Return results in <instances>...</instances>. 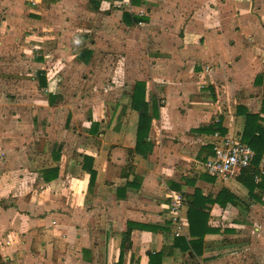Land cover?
I'll use <instances>...</instances> for the list:
<instances>
[{
  "label": "crops",
  "instance_id": "1",
  "mask_svg": "<svg viewBox=\"0 0 264 264\" xmlns=\"http://www.w3.org/2000/svg\"><path fill=\"white\" fill-rule=\"evenodd\" d=\"M0 10L35 48V102L0 108V264H264V146L244 171L203 167L221 138L264 144V0Z\"/></svg>",
  "mask_w": 264,
  "mask_h": 264
},
{
  "label": "rangeland",
  "instance_id": "2",
  "mask_svg": "<svg viewBox=\"0 0 264 264\" xmlns=\"http://www.w3.org/2000/svg\"><path fill=\"white\" fill-rule=\"evenodd\" d=\"M5 14L4 10H0V108L7 106L9 109L18 104L25 106L35 102L32 100L35 94V48L30 39V45L20 49L27 41L24 31L29 26L25 27L24 22H12V18ZM11 26L12 31H8ZM13 30L23 31L21 37L17 38Z\"/></svg>",
  "mask_w": 264,
  "mask_h": 264
},
{
  "label": "built area",
  "instance_id": "3",
  "mask_svg": "<svg viewBox=\"0 0 264 264\" xmlns=\"http://www.w3.org/2000/svg\"><path fill=\"white\" fill-rule=\"evenodd\" d=\"M254 152L243 142L224 137L213 142V154L203 162L205 170L214 175H231L250 166ZM184 205V196L172 192L169 196V212L172 224H180V211ZM176 233H179L177 230Z\"/></svg>",
  "mask_w": 264,
  "mask_h": 264
},
{
  "label": "trees",
  "instance_id": "4",
  "mask_svg": "<svg viewBox=\"0 0 264 264\" xmlns=\"http://www.w3.org/2000/svg\"><path fill=\"white\" fill-rule=\"evenodd\" d=\"M139 88L137 87V90L135 91V94L137 92L140 93V91L138 92ZM138 109V108H137ZM144 120H147V124L144 123ZM248 120V119H247ZM250 120V119H249ZM247 121L246 123V128L250 127L251 126V123L250 121ZM150 119L149 117H146V116H140V119H139V124H138V137L140 138V136H142V134H144V132H146L147 130V127L149 126L150 124ZM243 141H245L254 151H256V154H260L261 151L263 150V146L264 144L262 145V142L260 141V139H258V137L256 136H253L251 138L247 137L246 135H243L242 137ZM261 144V145H260ZM254 158V157H253ZM248 168V167H247ZM246 169V168H244ZM244 169H242L244 171ZM241 180H244V178H240ZM192 215V214H191ZM189 218L190 217V214H189ZM194 226L195 224L192 223V218H191V221H190V230H191V233L193 234L194 233ZM193 243V242H192ZM161 255H162V252L159 251V252H156V253H151L149 256H150V264H158L159 263V259L161 258ZM121 262V258L119 260V264Z\"/></svg>",
  "mask_w": 264,
  "mask_h": 264
}]
</instances>
